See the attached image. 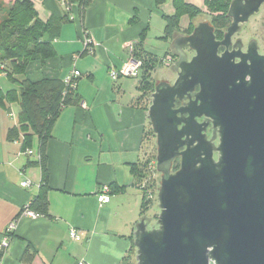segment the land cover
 <instances>
[{
  "label": "crops",
  "instance_id": "1",
  "mask_svg": "<svg viewBox=\"0 0 264 264\" xmlns=\"http://www.w3.org/2000/svg\"><path fill=\"white\" fill-rule=\"evenodd\" d=\"M184 1L205 11V0ZM33 2L42 20L68 11L69 21L53 42L57 56L31 63L27 74L34 81L64 80L77 70L81 101L64 108L54 124L45 179L36 164L37 140L28 155L22 139L9 136L17 126L18 105L0 107V249L7 241L0 264H124L141 220L142 191L131 167L144 158L149 120L137 101L139 83L133 91L122 81L125 77L117 81L109 73L122 68L129 58L126 45L136 46L143 32L144 52L163 59L173 40L185 35L190 19L183 16L180 31L166 39V17L175 14L174 0H94L84 19L76 4L66 10L58 0ZM86 37L96 44L92 53L85 51ZM0 81L5 90L14 86L3 73ZM25 180L31 181L27 188L21 186ZM44 185L50 216L25 215ZM106 185L111 200L101 206L98 195ZM71 229L80 232V240L71 239Z\"/></svg>",
  "mask_w": 264,
  "mask_h": 264
},
{
  "label": "water",
  "instance_id": "2",
  "mask_svg": "<svg viewBox=\"0 0 264 264\" xmlns=\"http://www.w3.org/2000/svg\"><path fill=\"white\" fill-rule=\"evenodd\" d=\"M263 3L232 0L222 42L207 21L173 40L177 78L156 83L147 115L160 215L136 224L137 264H264V55L218 54Z\"/></svg>",
  "mask_w": 264,
  "mask_h": 264
},
{
  "label": "trees",
  "instance_id": "3",
  "mask_svg": "<svg viewBox=\"0 0 264 264\" xmlns=\"http://www.w3.org/2000/svg\"><path fill=\"white\" fill-rule=\"evenodd\" d=\"M93 1L67 0L68 10L76 4L80 9L81 18L84 19L86 8ZM162 1L157 0L158 3ZM231 1L205 0L209 13L216 14L212 16V22L220 28L227 23V12ZM8 2V16L0 23V73L5 74L7 80L14 86L5 90L0 84V107L8 109L13 104L18 105L17 126L10 130L9 136L13 139H22L23 151L32 149L37 140L36 164L42 168L45 179L47 175V142L52 137L54 124L64 108L80 103L81 100L77 94L79 78L77 86L74 88L67 85L61 78L44 77L34 81L28 76L27 71L31 63L45 62L57 56L53 42L61 35L63 24L69 21V12L67 11L62 17L44 21L39 17L33 0H9ZM174 7L175 14L166 17L167 25L164 36L166 39L172 38L175 32L180 30L179 25L183 16H188L190 19V24L183 33L191 34L195 28L194 20L202 14L198 7L187 4L184 0H174ZM145 37L146 33L143 32L135 46V51L137 59L142 62L138 82L141 95L137 101L140 103V107L147 111L151 105L156 85L152 80V72L158 67V64H163L167 56L160 59L145 53L143 49ZM85 51L89 53V49H85ZM170 52L176 57L173 49ZM150 133L155 135L153 129L150 130ZM147 136L146 128L144 130V145ZM153 163H156V155L143 159L131 167L136 183L142 191L141 219L145 218L146 220V213L153 205V199L157 198L156 192L159 189V183L154 178V173H157L156 167L153 170L150 169ZM179 167L180 159H177L173 164V170L176 171ZM28 207L39 215L50 216L47 185L42 186L40 193ZM131 241L132 247L125 258L126 262H130L129 259L137 251L134 237ZM4 251V248L0 249V261Z\"/></svg>",
  "mask_w": 264,
  "mask_h": 264
},
{
  "label": "rangeland",
  "instance_id": "4",
  "mask_svg": "<svg viewBox=\"0 0 264 264\" xmlns=\"http://www.w3.org/2000/svg\"><path fill=\"white\" fill-rule=\"evenodd\" d=\"M8 1L9 0H0V23L8 16V10H9V2ZM60 2L65 5L66 10L69 9L67 6V0H61ZM204 9H205V11L202 12V15L201 16L199 15L194 20L195 23L198 19L200 21L203 18L211 19L212 16L216 15V14H214V15L210 14L206 5H205ZM256 21H257L256 18L252 19L251 23L252 22H254V23L251 24L250 27L249 26L247 27L249 30L248 32H252V31H255L258 29L259 23H258V21L257 22ZM179 28H181L180 25H179ZM178 31H180V30H178ZM130 44H133V43H130ZM134 48H135V46H134ZM263 50H264V47H263ZM187 52H188L189 58H190L192 55V51L187 50ZM128 53H129V51H128ZM133 54H134V57L137 58L135 49L133 51ZM157 54L159 55V57L161 55H163V49L161 51H158ZM166 56H172L174 59V63L177 60V57H174L173 53H171V52L168 53ZM174 63H173V65H174ZM173 65L167 66L164 62H163V64H158V67L155 70H153V72H152V80L155 81V83H157L159 81H168L170 83H173L176 79V73L172 70ZM120 79H122V78H120ZM123 79L124 80H122V81H127V85H128L127 87L128 88H131L133 91L137 90V84H138L137 78H123ZM117 81H119V80H117ZM0 82H3V81H0ZM3 86H4V84H3ZM146 128H147L148 136H147V140L145 141L146 144L144 145L145 146L144 147L145 154H144V158H143L144 160L153 156V155H157L156 135L153 136L150 133V130L152 129L150 121H148ZM209 135H211L210 131H209ZM155 167H156V163H153L150 166V169L153 170ZM154 178L156 179L157 183H159V186H160V179H161L160 173H158V172L154 173ZM156 193L158 194V190ZM157 194H156V196H157ZM153 200H154L153 205L147 211L146 218H147V220H149L150 227H157V220H158V217L160 215L159 202H158V198H154ZM136 255H137V251L135 254H133L132 258L129 259L130 262H128V261L126 262V260H125L123 263L124 264H128V263L129 264H137Z\"/></svg>",
  "mask_w": 264,
  "mask_h": 264
},
{
  "label": "flooded vegetation",
  "instance_id": "5",
  "mask_svg": "<svg viewBox=\"0 0 264 264\" xmlns=\"http://www.w3.org/2000/svg\"><path fill=\"white\" fill-rule=\"evenodd\" d=\"M254 18H256L259 23L258 29L252 32H248L249 30L247 27L248 26L250 27V25L255 22L254 21L251 23L252 19ZM203 21H207L210 23V25L214 29L213 33L215 35L216 41L222 42L224 41L229 28L232 26L234 19L228 16V12H227V23L222 28L217 26V24H214L212 22V18L211 19L203 18L201 21L198 19L195 23V27L200 22H203ZM251 45L257 48L258 54L264 55V50H263V47H264V3L261 5L259 11L250 17L248 22L240 24L239 30L235 32L225 44H220L218 46V54L222 55L223 53L228 51L229 53H233L234 55H236L234 58L235 62H240L242 56L248 54L249 48ZM194 55H195V52L192 51V55L190 58H192ZM176 78H177V74H176ZM198 90L199 89L197 88L196 91ZM189 101L190 99L184 98L183 100H176L175 104H176V107H181L182 105L189 103ZM200 121H202V119Z\"/></svg>",
  "mask_w": 264,
  "mask_h": 264
},
{
  "label": "built area",
  "instance_id": "6",
  "mask_svg": "<svg viewBox=\"0 0 264 264\" xmlns=\"http://www.w3.org/2000/svg\"><path fill=\"white\" fill-rule=\"evenodd\" d=\"M95 42L90 39L87 38L85 41V49H89V53L93 52V47L95 46ZM126 49L129 51V58L127 59V61L124 63V65L122 66V68L120 69H111L110 70V77L113 80H117L120 77H131V78H137L140 75L141 72V67H142V62L140 60H138L137 58L134 57L133 51H134V45L133 44H127L126 45ZM164 63L167 66H171L174 63V59L172 56H167L166 59H164ZM81 77V73L77 70H74L71 72V74L64 79L65 83L71 87L76 88L77 86V79ZM26 154L28 155H32L34 152L30 149H27L25 151ZM31 185V181L30 180H25L21 183L22 187H29ZM98 200L101 206L107 204L110 202L111 200V196H110V187L109 186H104L99 195H98ZM24 214L32 217V218H37L39 216V214L31 211L29 209V207L27 206L26 209L24 210ZM15 229V224L12 223L9 227V230H13ZM80 232L75 230V229H71L70 230V237L73 240H80L81 236H80ZM7 246V241H3L2 245H1V249L2 248H6ZM1 263V261H0ZM80 264H84L83 262H81Z\"/></svg>",
  "mask_w": 264,
  "mask_h": 264
}]
</instances>
